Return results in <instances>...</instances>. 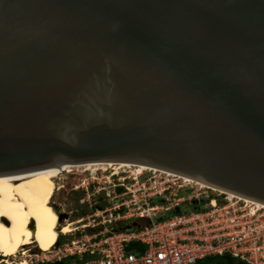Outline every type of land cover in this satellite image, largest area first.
<instances>
[{
    "label": "water",
    "instance_id": "95a60500",
    "mask_svg": "<svg viewBox=\"0 0 264 264\" xmlns=\"http://www.w3.org/2000/svg\"><path fill=\"white\" fill-rule=\"evenodd\" d=\"M97 162L264 204V0H0V174Z\"/></svg>",
    "mask_w": 264,
    "mask_h": 264
},
{
    "label": "built area",
    "instance_id": "2783aa9c",
    "mask_svg": "<svg viewBox=\"0 0 264 264\" xmlns=\"http://www.w3.org/2000/svg\"><path fill=\"white\" fill-rule=\"evenodd\" d=\"M114 186L124 191L113 197L106 194L110 206L87 215L92 220L81 225V238L57 247L51 258L37 264H65V259L74 257L83 260L81 264H195L207 256L223 254L246 264H264L263 203L215 191L200 207V193L187 197L175 193L170 201L163 194L165 187L146 194V186L151 187L146 181L136 190L124 182ZM158 197L165 204L155 203ZM188 200H195L198 207L189 213L156 219L162 211ZM132 218L147 222L143 226L137 222L132 227L119 226ZM98 227L96 232L85 233ZM131 243L136 245L127 246Z\"/></svg>",
    "mask_w": 264,
    "mask_h": 264
},
{
    "label": "rangeland",
    "instance_id": "374dc122",
    "mask_svg": "<svg viewBox=\"0 0 264 264\" xmlns=\"http://www.w3.org/2000/svg\"><path fill=\"white\" fill-rule=\"evenodd\" d=\"M106 166L105 169L99 168L96 170H86V166L84 165L74 166L71 171L63 172L57 176L55 178V183L58 189L52 197V206L59 217H61V219H59V226L72 223L70 225L71 231L68 233H61L65 234V236L61 237L58 245L55 243L48 251L38 252L37 246L35 244H30L21 247L18 251L19 253L15 256L4 257L0 255V264H14L20 260H25L26 264H37L41 262V260L46 261L47 258H51L52 251L57 249V247L64 246L65 243H69L73 240L80 239L82 234L80 233L81 225L92 220V217L88 218L87 215L94 213L97 208L110 206V203H108L106 199L108 198L106 194L108 193L113 197L119 192L124 191V189L114 186L118 184V182H124L129 189L136 190L141 186L142 181H146L147 185L151 186H146V194L151 195L161 190L162 187H165L167 189L163 194L167 195L170 201L174 200L173 196L175 193L184 197L200 193V207L207 201V199H205L207 195L215 193L212 188L195 182L185 181L178 176L168 175L161 171H154L151 169L143 171L139 165L127 164L117 169L114 164ZM140 192L141 191H138V194H140ZM155 201V203L165 204V201L160 197L156 198ZM194 201L195 200H193V202L189 200L184 201L172 210L162 211L158 216L169 217L172 215L189 213L198 207L197 204H194ZM81 218H83L82 223H76V221L81 220ZM136 222L139 224H146L147 221L132 218L127 220L126 223H120L119 226L131 227ZM100 228L101 227H98L95 230L89 229L86 230L85 233L96 232ZM82 261L74 257L65 259L64 263L81 264Z\"/></svg>",
    "mask_w": 264,
    "mask_h": 264
},
{
    "label": "bare ground",
    "instance_id": "6f19581e",
    "mask_svg": "<svg viewBox=\"0 0 264 264\" xmlns=\"http://www.w3.org/2000/svg\"><path fill=\"white\" fill-rule=\"evenodd\" d=\"M113 164L117 169L132 163L97 162L80 165L86 166V170H96L105 169L106 165ZM133 165H139L143 171L147 169L161 171L168 175L178 176L185 181L202 184L214 191H223L187 176L142 164ZM74 166L79 165L0 174V255L15 256L21 247L30 244H35L39 252L48 251L57 242L61 233L71 231L72 223L59 226V217L52 206V197L58 189L55 178L63 172L71 171ZM228 193L233 195V193ZM245 199L258 203V201ZM77 222L82 223V220ZM14 264H26V261L20 260Z\"/></svg>",
    "mask_w": 264,
    "mask_h": 264
},
{
    "label": "trees",
    "instance_id": "16d2710c",
    "mask_svg": "<svg viewBox=\"0 0 264 264\" xmlns=\"http://www.w3.org/2000/svg\"><path fill=\"white\" fill-rule=\"evenodd\" d=\"M164 217L162 216H157L156 219H162ZM145 223H140L139 226H143ZM132 227V226H131ZM62 236H65V234L59 235V239H57L56 245L59 244L60 239ZM136 243H131L127 246H134ZM65 261V260H64ZM195 264H246L242 260L231 256L230 254H223V255H212V256H207L203 259H199L196 261Z\"/></svg>",
    "mask_w": 264,
    "mask_h": 264
}]
</instances>
